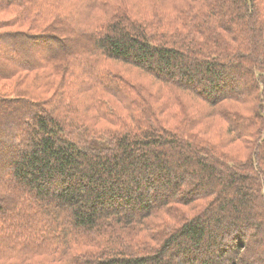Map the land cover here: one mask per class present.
Wrapping results in <instances>:
<instances>
[{"label": "trees", "instance_id": "16d2710c", "mask_svg": "<svg viewBox=\"0 0 264 264\" xmlns=\"http://www.w3.org/2000/svg\"><path fill=\"white\" fill-rule=\"evenodd\" d=\"M2 120L0 264H264V0H0Z\"/></svg>", "mask_w": 264, "mask_h": 264}, {"label": "rangeland", "instance_id": "374dc122", "mask_svg": "<svg viewBox=\"0 0 264 264\" xmlns=\"http://www.w3.org/2000/svg\"><path fill=\"white\" fill-rule=\"evenodd\" d=\"M82 27V26H81ZM55 51L57 50L58 52H60V51H62V48H61V46H60V44L58 43V42H55ZM4 47V46H3ZM5 49V52H6V54H9V52H8V49L6 48V47H4ZM19 50V49H18ZM37 55H39V53L37 54ZM16 59L17 60H21L22 59V56L21 55H17L16 56ZM106 62V61H105ZM104 62V63H105ZM111 63V64H113V65H111V64H109V63ZM105 65H109V66H117V67H119V68H122V69H124L125 68V66L123 65V64H121V63H119L118 61H111V60H109V61H107L106 63H105ZM175 66L178 68V66H177V64H175ZM176 68V69H177ZM136 76H142V75H136ZM226 80H227V83H232V81L234 80L233 79V77H229V78H226ZM234 83H236V81H234ZM89 94H90V103H91V101H92V98H91V92L89 91ZM84 97H87L88 96V94L86 93V94H84L83 95ZM4 120H6V119H4ZM4 120H2V121H0V126L3 128V131L4 132H6L7 130H8V122L7 121H4ZM98 144H101V142L100 141H98Z\"/></svg>", "mask_w": 264, "mask_h": 264}]
</instances>
